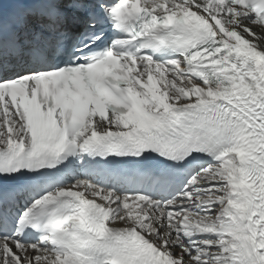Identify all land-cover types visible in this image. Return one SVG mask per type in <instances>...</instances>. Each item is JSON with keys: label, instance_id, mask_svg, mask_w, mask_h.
<instances>
[{"label": "snow or ice", "instance_id": "6c2138e0", "mask_svg": "<svg viewBox=\"0 0 264 264\" xmlns=\"http://www.w3.org/2000/svg\"><path fill=\"white\" fill-rule=\"evenodd\" d=\"M0 264H264V0H0Z\"/></svg>", "mask_w": 264, "mask_h": 264}]
</instances>
